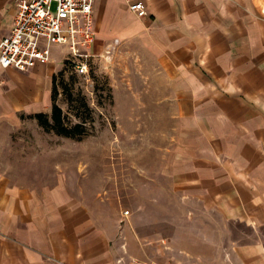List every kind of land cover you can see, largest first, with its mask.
Returning <instances> with one entry per match:
<instances>
[{"label":"crops","instance_id":"1","mask_svg":"<svg viewBox=\"0 0 264 264\" xmlns=\"http://www.w3.org/2000/svg\"><path fill=\"white\" fill-rule=\"evenodd\" d=\"M16 15V0H0V40ZM94 17L93 56L115 47L111 57L134 63L135 94L152 95L134 118L172 120L166 173L215 233L159 255L120 211L112 223L64 187L47 151L22 148L29 119L42 127L36 115L53 108L68 59L56 45L48 63L0 69V264H264V0H95ZM224 221L239 229L226 246Z\"/></svg>","mask_w":264,"mask_h":264},{"label":"rangeland","instance_id":"2","mask_svg":"<svg viewBox=\"0 0 264 264\" xmlns=\"http://www.w3.org/2000/svg\"><path fill=\"white\" fill-rule=\"evenodd\" d=\"M134 68L132 61L118 54L92 56L90 72L85 75L66 59L56 74V103L63 108L68 124L87 120L88 134L67 137L29 119L23 130L28 137L21 146L47 151L48 168L61 166L64 187L99 205L108 221L120 211L127 230L140 233L159 255L161 249L170 247L179 253L183 244L197 245L199 233H215V223L199 221L203 218L199 207L173 189L174 180L166 173L167 150L173 146L168 139L172 120L166 115L152 119L151 110H144L143 118H134L136 100H152L150 91L135 94V79L128 77ZM38 135H42L40 141ZM221 226L226 246L232 241V227L235 233L239 229L225 221Z\"/></svg>","mask_w":264,"mask_h":264},{"label":"built area","instance_id":"3","mask_svg":"<svg viewBox=\"0 0 264 264\" xmlns=\"http://www.w3.org/2000/svg\"><path fill=\"white\" fill-rule=\"evenodd\" d=\"M94 3L95 0H16L14 27L0 40V69L29 71L50 62L54 46L59 45L67 49L76 70L87 75L97 38ZM130 8L140 16L148 13L142 1L132 2ZM114 50L110 47L104 56L110 58Z\"/></svg>","mask_w":264,"mask_h":264},{"label":"trees","instance_id":"4","mask_svg":"<svg viewBox=\"0 0 264 264\" xmlns=\"http://www.w3.org/2000/svg\"><path fill=\"white\" fill-rule=\"evenodd\" d=\"M70 62V60L68 59ZM72 64V63H71ZM55 76V88H54V104L52 113L41 112L36 115L40 124L48 130H55L57 133L67 136L79 138L88 134L87 120L70 125L67 123L63 108L56 103L57 88Z\"/></svg>","mask_w":264,"mask_h":264}]
</instances>
